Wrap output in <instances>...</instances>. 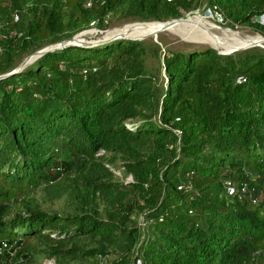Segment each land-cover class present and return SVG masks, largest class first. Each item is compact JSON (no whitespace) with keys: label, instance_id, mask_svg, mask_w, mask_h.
Masks as SVG:
<instances>
[{"label":"trees","instance_id":"1","mask_svg":"<svg viewBox=\"0 0 264 264\" xmlns=\"http://www.w3.org/2000/svg\"><path fill=\"white\" fill-rule=\"evenodd\" d=\"M198 1L0 0V75L35 51L104 29L112 14L165 22ZM205 1L229 27L264 36L252 21L264 0ZM260 196L258 46L222 54L115 38L53 47L0 78V258L264 264Z\"/></svg>","mask_w":264,"mask_h":264},{"label":"rangeland","instance_id":"2","mask_svg":"<svg viewBox=\"0 0 264 264\" xmlns=\"http://www.w3.org/2000/svg\"><path fill=\"white\" fill-rule=\"evenodd\" d=\"M190 12H194V13L189 14L186 17V19L190 18L191 16H195L199 19H202L204 22L203 21L202 22L197 21L198 23L197 22H193V23L183 22V24L180 23V25H178L177 27H172L169 30L168 29L162 30V31L157 32L154 35H148L142 40H144L145 42H149V43L155 42L161 47L162 50H164L165 48L182 49L188 46H195V47L210 46V47L216 48L219 52H227L231 50L230 48L235 44L232 39L231 33H236L239 36L244 37V38H252V37L264 38V36L258 33L251 25H242V26L236 25L233 28L229 27L222 20L221 16H216L215 13L212 11V9L207 8L205 0H199L198 4L196 5V8ZM188 13L189 12L184 13L183 16L181 17L186 16ZM141 23H144V22H139L134 18H126L119 13L112 14L109 17H107L105 21L104 29H98L96 27H92L90 29L83 31V33L81 34L79 33L80 35H82V37H79L80 36L79 35L78 39L84 42H93L96 40H101L102 38L112 37L113 35H115V34H112V32L123 33L124 31L132 30L134 28L163 25V24H141ZM206 23L208 25L211 24L216 27H212V28L208 27ZM184 24H185V27H184ZM203 26H206V27H203ZM221 29L223 30V32ZM209 38L215 39L213 41L219 40V46L216 47L212 43V40H210ZM206 39L208 41H206ZM260 45L261 46H258V45H255V46H258L264 49V44H260ZM251 47H254V46H250L245 49H248ZM240 50H243V49H240ZM34 59L35 57H32L29 60L28 64L31 63ZM148 62L149 63L151 62L154 66H157V60L154 57H148ZM103 152H104L103 150H100L98 154H103ZM112 171L117 176L121 175V168L119 167H112ZM130 179L131 177L128 176L127 180H130ZM263 199L264 197L260 196L257 199V202H260ZM52 206L58 207L59 204L54 203L52 204ZM0 264H24V263L18 260L12 261L11 258L2 256L0 258ZM42 264H55V262H54V259L47 258L46 260L42 262Z\"/></svg>","mask_w":264,"mask_h":264},{"label":"bare ground","instance_id":"3","mask_svg":"<svg viewBox=\"0 0 264 264\" xmlns=\"http://www.w3.org/2000/svg\"><path fill=\"white\" fill-rule=\"evenodd\" d=\"M186 19V18H185ZM199 22V21H203L202 19H199L195 16H191L190 18L184 20V22L186 23H193V22ZM197 22V23H198ZM204 22V21H203ZM141 24H163V23H160V22H150V23H141ZM181 24H183V22H181ZM207 24V23H206ZM178 25H180L179 22H175L173 25H170L169 27L166 28V30L172 28V27H177ZM208 25V24H207ZM184 27H185V24H184ZM201 27V26H200ZM203 27H206V26H203ZM208 27H216V26H213V25H208ZM185 29V28H184ZM214 29V28H213ZM164 30V25H158V26H148V27H141V28H134L132 30H128V31H124L123 33L121 32H112V34H115V35H120V36H128V37H138V38H145L146 36L148 35H154L156 34L157 32L159 31H162ZM222 30V29H221ZM223 32V30H222ZM201 33V32H200ZM86 34V33H85ZM196 34V33H195ZM202 34V33H201ZM232 34V39L234 41V45H233L230 49H235V48H242V47H250L252 46L253 44H264V40L260 37H252V38H244V37H241L239 36L238 34L236 33H231ZM197 35V34H196ZM109 36V35H108ZM222 36V35H221ZM225 36V35H224ZM79 37H82V35H80ZM203 37V35H202ZM210 40H212V43L217 47L219 46V40L218 41H213L215 39H211L209 38ZM203 40V39H202ZM205 41V40H204ZM206 41H208L206 39ZM226 41V40H225ZM212 44V45H213ZM223 45V44H222Z\"/></svg>","mask_w":264,"mask_h":264},{"label":"water","instance_id":"4","mask_svg":"<svg viewBox=\"0 0 264 264\" xmlns=\"http://www.w3.org/2000/svg\"><path fill=\"white\" fill-rule=\"evenodd\" d=\"M194 12H189L186 16L184 17H181V18H178V19H173V20H169V21H165V22H160V23H163L164 25V30H166L167 27H169L170 25H173L175 22H184L185 18L189 15V14H193ZM83 33V32H81ZM80 33V34H81ZM76 35L75 37H73L72 39L70 40H67L65 42H62V43H58V44H55L53 46H48V47H45L43 49H40L38 51H35L33 52L32 54L28 55L27 57H25V59H23V61L15 68L13 69L12 71L4 74V75H0V78H3V77H7V76H11L13 74H16L18 73L22 68H24L29 60L32 58V57H38L40 56L41 54H43L45 51H47L48 49H51L53 47H63V46H66V45H78V44H83V43H86L82 40H79L78 39V36L80 35ZM115 38H127V39H134V40H142L143 38H138V37H128V36H120V35H113L112 37H107V38H102L101 40H96V41H103V40H109V39H115ZM264 39V38H262ZM255 45H258V46H261L260 44H253L252 46H255ZM247 47H242V48H235V49H231L227 52H220L222 54H229L231 52H234V51H237V50H240V49H245ZM216 49V48H215Z\"/></svg>","mask_w":264,"mask_h":264},{"label":"built area","instance_id":"5","mask_svg":"<svg viewBox=\"0 0 264 264\" xmlns=\"http://www.w3.org/2000/svg\"><path fill=\"white\" fill-rule=\"evenodd\" d=\"M167 1H172V0H167ZM90 3H87V5H89ZM215 13L216 16H220V14L217 11H213ZM253 22L258 23L259 25L264 26V12L261 13L260 15H256L253 19ZM225 188L226 191L229 195H232L236 192V188L233 185V183H231V181H226L225 182ZM244 191V188L242 189Z\"/></svg>","mask_w":264,"mask_h":264}]
</instances>
